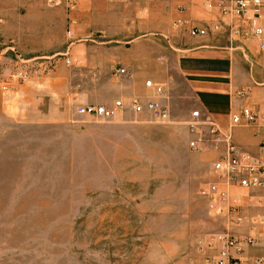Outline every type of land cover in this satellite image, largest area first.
I'll return each mask as SVG.
<instances>
[{"label":"rangeland","instance_id":"374dc122","mask_svg":"<svg viewBox=\"0 0 264 264\" xmlns=\"http://www.w3.org/2000/svg\"><path fill=\"white\" fill-rule=\"evenodd\" d=\"M52 3L0 0V264H202L197 241L223 230L224 220L209 214L200 193L216 157L211 147H190L194 109L185 116L165 96L164 122L126 109L112 120L76 114L71 93L78 103H101L129 88L108 74L106 82L60 84L69 93L61 120L17 115L27 106L24 85L53 71L40 55L63 44L67 18ZM172 64L164 95L181 86ZM24 71L30 78L13 77Z\"/></svg>","mask_w":264,"mask_h":264},{"label":"crops","instance_id":"0c3cea01","mask_svg":"<svg viewBox=\"0 0 264 264\" xmlns=\"http://www.w3.org/2000/svg\"><path fill=\"white\" fill-rule=\"evenodd\" d=\"M49 1L53 2L49 5L52 10L63 8L65 11L67 28L63 33V44L51 46L40 55L54 65L53 71L24 85L22 95L27 106L19 108L17 115L21 112V116L39 121L61 120L65 115L62 110L65 108L61 106L67 103L69 93L64 97L60 93V84L81 80L92 82L102 77L106 82L109 75H122L129 88L118 86L114 96L103 98L101 103L111 102L114 97L124 98L127 102L133 93H150L144 86L146 79L172 83L171 60L181 86L173 93L171 85L167 89L169 94L164 97L171 105L180 101L184 105L185 116L188 110L199 109L203 116L225 127L230 113L244 105L264 112V50L260 41L256 38H232L224 31L189 34L192 26L210 25L217 18L213 5L215 0ZM260 13V23L264 27V6ZM251 16L249 13L245 22ZM58 55L63 56V61L68 60L67 66L60 57L55 59ZM59 67H68L70 73L72 70H83L84 73L74 75L68 71L69 74L61 75L57 74ZM117 68H125L131 76L119 74ZM48 82L50 86H39L35 93L31 88L32 83ZM239 89L247 90V95L235 96ZM69 99L76 105L79 97L71 93ZM32 103L36 105L33 107ZM100 126L103 128V124ZM262 133L237 125L233 128V140L243 151L257 154ZM223 150L221 144L217 149L211 148L210 153L217 157ZM232 193L241 197L244 213H264V190L233 188ZM247 226L248 223H244L234 229L242 233ZM253 256L264 257V234L260 235L255 246H244V262L250 264Z\"/></svg>","mask_w":264,"mask_h":264},{"label":"built area","instance_id":"2783aa9c","mask_svg":"<svg viewBox=\"0 0 264 264\" xmlns=\"http://www.w3.org/2000/svg\"><path fill=\"white\" fill-rule=\"evenodd\" d=\"M127 2L129 0H118ZM217 18L203 27L192 26L189 34L205 35L209 31H224L232 38H256L264 50V27L260 23V8L264 0H215ZM249 13L252 16L245 22ZM67 33H70L68 30ZM68 63V60H66ZM119 74L131 76L125 68ZM13 77L30 78L26 71L14 73ZM149 94H134L127 102L117 99L111 104L76 103L78 115L92 116L102 120H112L123 109L134 114H148L152 119L164 122L169 118V108L164 103L165 85L151 79L144 81ZM247 90L235 91V96L245 97ZM190 129L193 138L190 147L215 148L223 144L224 150L213 161V179L204 184L200 193L206 199L209 214L221 217L224 228L209 232L198 239V249L202 254V264H246L242 258L244 246H255L264 234V213L246 214L242 210L241 197L232 193L233 188L253 191L264 190V112L260 113L249 106H242L230 113L227 126L217 124L213 119L203 116L199 109L191 112ZM243 125L261 134L258 153L251 154L240 149L233 140V128ZM261 205L262 201L259 200ZM248 223L244 232H236L235 227ZM250 264H264V257L253 256Z\"/></svg>","mask_w":264,"mask_h":264}]
</instances>
